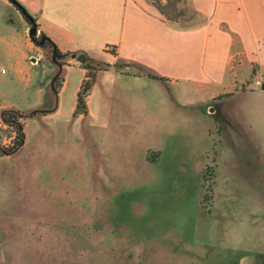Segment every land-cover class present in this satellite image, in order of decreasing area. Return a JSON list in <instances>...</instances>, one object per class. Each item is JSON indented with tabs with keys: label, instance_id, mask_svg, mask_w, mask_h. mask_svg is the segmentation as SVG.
I'll use <instances>...</instances> for the list:
<instances>
[{
	"label": "rangeland",
	"instance_id": "rangeland-1",
	"mask_svg": "<svg viewBox=\"0 0 264 264\" xmlns=\"http://www.w3.org/2000/svg\"><path fill=\"white\" fill-rule=\"evenodd\" d=\"M159 4L181 32L198 20L191 0ZM125 27L114 13L74 38L102 67L88 114L75 117L88 71L73 53L54 61L39 27L34 42L0 0V264H264V69L239 60L224 82L193 44L166 52L170 27L135 9ZM120 43L172 90L111 64ZM202 76L221 80L203 84L208 95L193 84Z\"/></svg>",
	"mask_w": 264,
	"mask_h": 264
},
{
	"label": "crops",
	"instance_id": "crops-1",
	"mask_svg": "<svg viewBox=\"0 0 264 264\" xmlns=\"http://www.w3.org/2000/svg\"><path fill=\"white\" fill-rule=\"evenodd\" d=\"M17 1L36 20L39 31L43 32L63 53L85 52L94 59L90 56L85 45L74 38L78 35L92 34L93 31H88L89 25L96 27V22L110 19L114 13L119 20L121 19V22L124 21L126 23L127 35V21L130 18V9H135L142 17L144 15L149 16L156 25L170 27L173 30V38L168 42L170 48L166 52L181 51L182 53L184 52L183 44L185 49H188L193 44L197 50L212 54L213 67L216 69L215 74L223 78L224 82L226 76L230 74L237 75L233 70L235 71L239 67V60L243 64L246 63L248 65L256 63L260 68L264 69V0H191V6L194 8L198 20L193 25L186 27L184 32H181V24L166 19L154 6L152 0ZM130 5L131 8L129 7ZM171 23L175 27H172ZM170 42L174 46L172 50ZM108 47L114 48L116 53V55L110 53L112 57L110 61H113L111 64L120 60L128 65L145 68L153 75L168 78L163 75L164 73H159L153 67L136 60L132 54L126 53L127 55L122 56L121 53H124V51H122L121 43L111 44ZM108 72H113L118 78H124V81L129 79L130 81L126 82H130L131 87L137 88L136 83L140 80L145 81L152 89L160 87V82L149 80L146 76H126L113 70ZM100 74L102 72L98 74L93 89L98 86ZM203 74L206 76L207 71ZM202 78L205 79L204 82L194 81L193 84L197 87L198 92L207 95L210 92L208 84L206 86L203 84L207 83V81L213 84L221 81L216 77L212 78V76H202ZM165 85L172 90L173 86L170 79L165 81ZM174 95L175 98L172 94L174 100H179L176 98V93ZM262 95H256L255 98L259 99ZM156 100H158L157 97L154 104H157ZM176 103L172 104V106L167 104L166 108L169 107V109L174 110L176 109ZM152 104H147L146 106L150 107L151 110H158ZM177 106L179 109L186 108L183 103ZM187 109H192V106H187ZM241 163L243 165L252 164L244 161H241ZM262 255L264 254L260 256Z\"/></svg>",
	"mask_w": 264,
	"mask_h": 264
},
{
	"label": "trees",
	"instance_id": "trees-1",
	"mask_svg": "<svg viewBox=\"0 0 264 264\" xmlns=\"http://www.w3.org/2000/svg\"><path fill=\"white\" fill-rule=\"evenodd\" d=\"M153 3L155 5V7H157V9L163 15L165 13V10H164L163 6L161 4H159V0H153ZM18 4L20 6H22V7H24L20 2H18ZM16 9L18 11H20L18 8H16ZM168 20H170V19H168ZM37 26H38V24H37ZM40 38H41V40H43V39L45 40L44 44L42 45V47H49V48H51L54 51L55 44L48 37H46V35L43 32L40 33ZM32 40L34 42H38L37 38L36 39H32ZM39 45H40V42H39ZM59 54L61 56H65L66 55V54H61L60 51H59ZM77 60L82 64V67L88 71V76L86 77V79H85V81H84V83L82 85V89H81V91L78 94L77 107H76V110L74 112V116L75 117H77L79 115H87L88 114L87 100L86 99H87V96L90 93V91H91V89H92V87H93V85L95 83L96 73L99 70L102 69V67L99 66V65H96L95 61L91 57H89L87 55V53H85V52H80L79 55L77 56ZM58 65L62 66V64H58ZM149 76L154 78V79L156 78V76L153 75V74H150ZM15 125L17 126V132H18V136H19L18 141H17V145H16V147H17L18 145H21L23 143L24 134H23V131H22L23 125L18 123V122H16ZM13 152H14V150H13ZM158 157L160 158L159 155H158ZM154 158H157V156H152V158H150L149 162L153 163L155 161ZM200 174H202V176L205 178V180L210 181L209 177L211 176V174H207V175H205V173H200Z\"/></svg>",
	"mask_w": 264,
	"mask_h": 264
},
{
	"label": "water",
	"instance_id": "water-1",
	"mask_svg": "<svg viewBox=\"0 0 264 264\" xmlns=\"http://www.w3.org/2000/svg\"><path fill=\"white\" fill-rule=\"evenodd\" d=\"M9 1L13 6H15L16 8H18L20 10V13L23 14L24 18L31 24L32 28L30 29V36L32 39H36V35H37V32H38V26H37V22L36 20L28 13V11L26 10L25 7H22L18 4V1L17 0H7ZM44 39L40 41V45L42 46L44 44ZM59 49L58 47L55 45L54 46V51H53V55H54V61L57 58H62L63 56H61L59 54ZM80 52H74L73 54H71V52H68L67 54L72 56L73 59H75L77 57V55L79 54ZM66 54V55H67ZM67 55V56H68ZM60 67V69L62 70V66L58 65ZM262 89H264V84L262 86Z\"/></svg>",
	"mask_w": 264,
	"mask_h": 264
},
{
	"label": "flooded vegetation",
	"instance_id": "flooded-vegetation-1",
	"mask_svg": "<svg viewBox=\"0 0 264 264\" xmlns=\"http://www.w3.org/2000/svg\"><path fill=\"white\" fill-rule=\"evenodd\" d=\"M95 83H96V81H95ZM95 83H94V85H95ZM94 85H93V87H94ZM93 87H92V89H93ZM92 89H91V90H92ZM212 110H213V109H212ZM224 124H225V123H224ZM224 124H223V125H224ZM223 125H222V123H221V126H223Z\"/></svg>",
	"mask_w": 264,
	"mask_h": 264
}]
</instances>
